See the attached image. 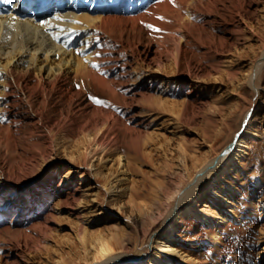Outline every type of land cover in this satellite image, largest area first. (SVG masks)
<instances>
[{"label": "bare ground", "instance_id": "6f19581e", "mask_svg": "<svg viewBox=\"0 0 264 264\" xmlns=\"http://www.w3.org/2000/svg\"><path fill=\"white\" fill-rule=\"evenodd\" d=\"M28 1L0 0V264L27 260L26 240L42 243L62 209L77 218L79 249H71L82 264H211L180 239L186 220L195 221L216 245L222 227L239 219L238 182L259 135L251 112L264 97V0H33L23 9ZM164 85L182 98L158 95ZM221 89L233 100L209 107L217 118L204 115L210 92ZM162 114L197 123L211 151L166 191L164 208L124 184L132 157L122 144L148 154L140 141ZM226 128L230 139L214 150ZM98 209L116 213L122 227L93 234L81 226L80 213Z\"/></svg>", "mask_w": 264, "mask_h": 264}, {"label": "rangeland", "instance_id": "374dc122", "mask_svg": "<svg viewBox=\"0 0 264 264\" xmlns=\"http://www.w3.org/2000/svg\"><path fill=\"white\" fill-rule=\"evenodd\" d=\"M56 1L57 0H51L52 4H54ZM32 2L33 0H29L26 3L24 2L23 9L29 8ZM258 7L262 8L263 5L259 3ZM62 11H66L65 8H63ZM259 13H264V10L257 12V14ZM250 42H252L253 44H257V41ZM81 48V40H76L73 44L74 51L76 53H79V51H81ZM232 64L237 67L234 69H243L242 66L239 67L240 63L238 62H233ZM223 89H221V92H216V90L210 92V96L208 97L210 105L204 106V115H212L213 119L217 118L216 114L215 116H213V108L209 107H211V105L213 104L229 105L228 101L233 100V97L226 96L225 92L222 91ZM88 91L94 97L103 101L101 93L93 91L91 89H89ZM158 92V95L174 100H180L182 98L181 93L178 90H175V86L173 85L169 87H166L165 85L161 86ZM213 99L218 100L216 103H214L212 101ZM135 108L137 109V106ZM243 111L244 109L242 105H240V108L237 110L235 115L236 119L232 122V127H235L237 123L239 117L238 113L241 114ZM251 114H253V124L257 126L259 135L250 142L249 153L247 154V159L244 166L245 168L242 171L241 178L238 182L242 191L241 200L238 207L239 219L234 221L233 223H227L222 227L221 241L218 243L219 245H213V243L209 241L210 236L206 234L205 228L201 222L194 221L191 222V224L190 221L186 220L183 226L182 233L185 234H182V237L180 239L181 247L196 252L202 261L210 262L211 264H264V97L261 98L257 105V108H255L254 111L251 112ZM162 115L164 120L162 118L159 119L157 124L152 127L153 130L149 131L151 132V139L148 137H142L144 141H142V139L140 141V151L145 150L146 153L148 152V154H142L140 152L136 154V152H134V150L132 149L133 147L129 146V143L127 141H122L123 148H127V154L132 157L129 159L127 168V172H129V180L127 179L124 184H129V189L133 188L134 190H140L141 193L137 199H145V201L147 202L152 200V198H155V201L159 203L161 200H163V198H165V193L168 189L172 190L175 185H183V183L189 180L191 172H194V169H196V166H194V164L197 161V158H205L206 154H211V151H207L209 147L206 145V143H203V140L199 134L197 123H194L192 125L190 123L189 125V123L183 117H181V115L179 118H177V116L173 117L170 114ZM188 116H191V112L188 114ZM202 118L203 115H193V120L195 122H199ZM226 130L224 129V132L217 136L220 139L216 137L217 139L213 140L212 145L214 144V150H217L225 145V143H227L230 139V129L226 128ZM142 142L146 145H143ZM147 142L149 143V145ZM178 145L180 146V148H176ZM217 145H219V147ZM182 147L187 148V156H190L188 160H184L181 155ZM174 148L177 151L174 150ZM60 155H62L61 152ZM191 155H193L195 158ZM180 160L182 161V163H180ZM62 161H65V163L67 164V160L62 159ZM169 162L173 164L170 165ZM189 162H192L193 164H190ZM198 162L199 160L197 161V163ZM54 163L56 165L61 164L59 159H57ZM162 164H164L163 166L165 167L162 166L163 168L161 169ZM187 166L188 168H186ZM60 167L61 166H59V168ZM163 170L165 172H168V175H170L168 176L167 173H165ZM162 173H165L164 176H162ZM178 176H180V178ZM129 181L132 182L129 183ZM161 181H163L164 183ZM157 182H159L160 184H158ZM161 183L163 187L161 186ZM158 187L162 188L158 189ZM124 188L126 189V186ZM125 189H123L122 191H124ZM150 189L152 191H150ZM155 193H158L161 196L158 194L156 195ZM156 199H158L159 201ZM163 201L160 202V204H157L159 206H163L164 208L166 204L163 203ZM167 202L170 201L166 200V203ZM99 209L101 208L99 207ZM99 209L98 211H96L98 212L97 216L89 215L91 214V212H81V226H84L93 234L98 232V230H101L100 232L106 233L108 230H110L108 229L110 225H117V228L122 227V222L118 221L119 216L116 213L110 212V209H108L109 211L105 210L104 212H110V215L106 214L103 216L100 214ZM125 209H129V204L125 205ZM89 216L93 218L91 219ZM52 219L54 220V222L50 223L51 229L48 230L47 237L41 241L42 243H39L38 245L35 238L26 240L27 252H29L30 254L27 260L19 261L20 263L18 262V264H53L52 262H55V260L59 258L60 255H75V253H73L74 250L79 249V244L75 242L74 239L75 225L78 222L77 218H75L74 215H70L69 213H67L65 209H62L61 211L56 213ZM192 226L194 228H191ZM133 239L134 236L132 235V244L134 243ZM72 242H75L74 250L71 249L73 245ZM34 243L39 246V250H34ZM202 245H204L205 247L202 248ZM73 264H82L80 258L76 257V255L74 256Z\"/></svg>", "mask_w": 264, "mask_h": 264}, {"label": "snow or ice", "instance_id": "6c2138e0", "mask_svg": "<svg viewBox=\"0 0 264 264\" xmlns=\"http://www.w3.org/2000/svg\"><path fill=\"white\" fill-rule=\"evenodd\" d=\"M56 19H59V17H57ZM41 23L43 24V23H45V22H43V21H42ZM149 27H151V26H149ZM156 30H157V31H159V29H156ZM96 55H97V56H99V55H100V53H99V52H97V53H96ZM92 66H93V67H96V65H95V64H93ZM90 99H92V100H93V102H94V103H96V104H101V103H102V101H101V100H99L98 98L91 97Z\"/></svg>", "mask_w": 264, "mask_h": 264}]
</instances>
